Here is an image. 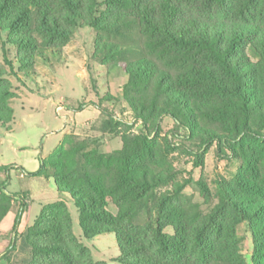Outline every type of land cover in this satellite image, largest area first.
Instances as JSON below:
<instances>
[{"label":"trees","instance_id":"obj_1","mask_svg":"<svg viewBox=\"0 0 264 264\" xmlns=\"http://www.w3.org/2000/svg\"><path fill=\"white\" fill-rule=\"evenodd\" d=\"M82 27L100 33L93 57L109 62V68L124 64L129 78L124 100L144 132L127 136L125 131L122 149L110 154L100 153L96 142L67 135L30 176L52 179L56 192L71 198L85 238L114 234L118 264H245L233 232L264 219V198L250 206L222 188L209 214L190 212L181 202L184 185L170 164L171 144L150 136L165 115L194 132V110L206 117L211 102L232 134L252 131L248 121L259 96L245 72L248 64L238 63L248 49L259 60L252 74L264 80L258 70L264 71V0H0V44L17 49L21 69L31 67L39 51L60 50ZM129 54L134 61L127 60ZM4 61L13 70L6 55ZM0 113L9 108L0 105ZM107 125L111 132L120 128L117 121ZM220 140L211 134V142ZM6 171L0 166V175ZM238 187L247 195L255 191L247 181ZM4 190L0 183V223L12 202ZM108 200L115 215L107 210ZM224 211L232 220L226 229ZM167 228L171 235L164 233ZM254 233L263 234L264 224ZM24 244L30 250L27 264H103L74 236L64 202L40 211ZM263 246L264 241L257 245Z\"/></svg>","mask_w":264,"mask_h":264},{"label":"rangeland","instance_id":"obj_2","mask_svg":"<svg viewBox=\"0 0 264 264\" xmlns=\"http://www.w3.org/2000/svg\"><path fill=\"white\" fill-rule=\"evenodd\" d=\"M98 34L82 27L60 50L42 54L39 51L31 67L25 69L16 63L17 49L0 44V105L9 108V113H0V166L7 168L0 175V183H5L4 193L12 200L10 211L0 223V264L28 263L30 250L24 244V236L40 211L57 202L66 204L73 234L90 251L93 260L118 264L116 260L121 253L116 236L85 238L71 198L57 193L52 179L30 176L39 171L41 162L53 154L67 135L96 142L100 153L110 154L122 149L125 131L127 136L144 132L142 122L124 100L129 81L124 64L119 62L120 67L109 68V62L101 64L93 57ZM243 51L244 59L238 65L248 64L245 72L250 73L251 86L259 96L258 101L254 99V104L259 103L258 110L248 121L252 131L232 134L228 122L218 114L216 103L211 102L206 117L201 115L204 111L194 110V132L182 127L184 121L177 122L165 115L159 121L157 133L150 136L171 144L170 164L177 173V181L184 185L181 202L190 212L209 214L219 203L222 188L230 191L233 200L249 202L250 206L264 198V97L260 89L264 90V80L260 82L252 74L251 66L259 60L248 49ZM5 55L13 70L5 64ZM128 56L131 59L127 60L134 61L131 54ZM158 63L165 66L163 60ZM171 67L169 70L174 73ZM258 70L264 76V71ZM224 100L227 106L228 99ZM82 104L84 107L80 109ZM116 121L120 122V128L111 132L107 122ZM211 134L221 140L211 142ZM239 181L249 182L255 191L245 194L238 187ZM200 183L207 188L206 194ZM107 210L116 214L110 200ZM223 216L222 226L226 229L232 222L231 214L224 211ZM261 224L264 219L245 222L233 232L245 264H264V246L257 247L264 241V233H254ZM164 233L171 235L172 230L167 228Z\"/></svg>","mask_w":264,"mask_h":264}]
</instances>
